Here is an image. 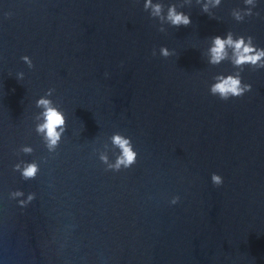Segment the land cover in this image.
Wrapping results in <instances>:
<instances>
[{
  "label": "water",
  "instance_id": "95a60500",
  "mask_svg": "<svg viewBox=\"0 0 264 264\" xmlns=\"http://www.w3.org/2000/svg\"><path fill=\"white\" fill-rule=\"evenodd\" d=\"M157 2L191 24L145 0H0V264H264V69L245 65L251 90L224 101L214 77L239 69L208 63L217 35L264 48V0ZM49 89L66 121L52 151L36 131ZM116 134L136 152L119 170Z\"/></svg>",
  "mask_w": 264,
  "mask_h": 264
},
{
  "label": "clouds",
  "instance_id": "9594fccd",
  "mask_svg": "<svg viewBox=\"0 0 264 264\" xmlns=\"http://www.w3.org/2000/svg\"><path fill=\"white\" fill-rule=\"evenodd\" d=\"M199 3V0H197ZM221 0H207L202 4V12L207 13L209 11V4L213 7L218 6ZM246 5H252L255 7V0H244ZM144 9H151V15L153 17H159L161 22L167 21L171 26L179 28L180 26H189L191 19L188 14L182 11H177L176 4L169 5L167 7L166 16L164 15V5L160 2L153 3V0H145ZM253 15L252 9L248 8L244 12V16ZM258 15V13H257ZM233 16L237 21L244 20V16L240 12H233ZM164 31L163 28L160 29ZM229 49L231 51H229ZM160 54L163 57L170 55L167 47L160 48ZM210 58L208 63L211 65H219L223 61H229L234 68L239 71L229 75H217L214 77L215 83L210 86V93L214 96H218L221 100L227 101L231 97H241L244 93L251 90L250 84H244L241 80V72L245 65L251 66L253 69H264V48H257L253 43L252 36H239L233 39L231 32L227 33L226 37L220 35L212 37V45L209 48ZM154 55V53H153ZM30 68L33 67V62L28 56L21 58ZM22 73H19L17 78L21 79ZM54 89H49L45 96L40 97L36 101V106L43 111L40 113L42 123L36 126V131L41 134L46 142V146L49 151H52L58 145L61 136L65 130V117L64 113L54 106L53 101L46 98L51 96ZM59 129V130H58ZM112 142L120 149V156H118L114 165H109L110 168L119 170L121 165L125 168L130 167L136 161V152L133 151L130 138H125L119 134L112 137ZM25 153H30L32 149L25 147L22 149ZM102 160L107 162V157L102 156ZM16 170H20V165L15 166ZM38 172V166L35 162L26 163L22 169V176L24 179L35 178ZM211 180L214 185L219 186L222 184V177L213 173ZM15 195H22L17 192ZM29 201L33 199V196L28 197ZM179 201V197H174L171 201L172 204H176ZM24 204L23 201L20 202Z\"/></svg>",
  "mask_w": 264,
  "mask_h": 264
}]
</instances>
